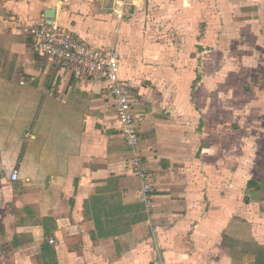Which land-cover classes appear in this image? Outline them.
<instances>
[{
    "label": "crops",
    "instance_id": "0c3cea01",
    "mask_svg": "<svg viewBox=\"0 0 264 264\" xmlns=\"http://www.w3.org/2000/svg\"><path fill=\"white\" fill-rule=\"evenodd\" d=\"M122 1L0 0V264H264L252 130L220 125L189 48L116 18ZM51 8L74 38L119 54L138 97L149 207L108 82L66 71L34 37Z\"/></svg>",
    "mask_w": 264,
    "mask_h": 264
},
{
    "label": "rangeland",
    "instance_id": "374dc122",
    "mask_svg": "<svg viewBox=\"0 0 264 264\" xmlns=\"http://www.w3.org/2000/svg\"><path fill=\"white\" fill-rule=\"evenodd\" d=\"M118 5L124 21L182 53L189 48L184 63L198 72L199 85L204 81L199 71L208 74L204 92L217 100L220 125L240 122L250 128L247 150L258 144L256 164L264 161V0H123Z\"/></svg>",
    "mask_w": 264,
    "mask_h": 264
},
{
    "label": "built area",
    "instance_id": "2783aa9c",
    "mask_svg": "<svg viewBox=\"0 0 264 264\" xmlns=\"http://www.w3.org/2000/svg\"><path fill=\"white\" fill-rule=\"evenodd\" d=\"M33 34L39 41L42 52L59 60L66 71H73L77 76H90L108 82L116 104L115 121L131 150L129 167L140 180L139 198L147 207L151 206L154 188L140 145L139 122L133 112L138 97L131 94L129 84L120 77L117 51L104 52L82 40H77L54 19L44 20L43 23L38 24ZM11 179H19L17 170L11 172Z\"/></svg>",
    "mask_w": 264,
    "mask_h": 264
},
{
    "label": "water",
    "instance_id": "95a60500",
    "mask_svg": "<svg viewBox=\"0 0 264 264\" xmlns=\"http://www.w3.org/2000/svg\"><path fill=\"white\" fill-rule=\"evenodd\" d=\"M45 17L50 21L55 17V8H51L46 12Z\"/></svg>",
    "mask_w": 264,
    "mask_h": 264
},
{
    "label": "bare ground",
    "instance_id": "6f19581e",
    "mask_svg": "<svg viewBox=\"0 0 264 264\" xmlns=\"http://www.w3.org/2000/svg\"><path fill=\"white\" fill-rule=\"evenodd\" d=\"M51 21V20H50Z\"/></svg>",
    "mask_w": 264,
    "mask_h": 264
}]
</instances>
